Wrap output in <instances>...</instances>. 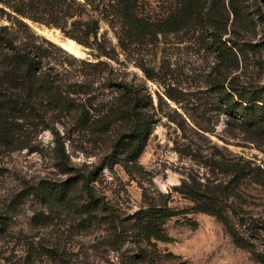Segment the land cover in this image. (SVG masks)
<instances>
[{
	"label": "trees",
	"instance_id": "trees-1",
	"mask_svg": "<svg viewBox=\"0 0 264 264\" xmlns=\"http://www.w3.org/2000/svg\"><path fill=\"white\" fill-rule=\"evenodd\" d=\"M0 12L10 21L0 26V155L40 153L37 137L49 131L57 166L67 177L59 184L33 187L41 202L70 205L81 215L103 208L112 224L106 238L114 239L113 246L128 239L137 249L129 256L121 253L118 264L171 261L174 255L156 246L157 241H169L165 224L179 213L169 205L171 193L152 196L142 187V205L118 219L91 182L104 168L118 165L140 183L144 170L139 159L161 110L145 81L163 87L161 95L156 93L159 100H182L171 78L175 53L152 60L161 45L198 57V64L204 65L195 72L203 86L199 99L209 107L204 109L223 112L233 133L238 130L244 139L264 146V0H0ZM26 20L59 28L86 47L92 59L67 54L45 38L38 40ZM100 21L107 24L116 45L106 31L100 32ZM44 44L70 61L51 63ZM128 64L137 67L145 81L136 75L129 78ZM76 140L82 144L75 147L79 152L100 154L97 166L85 171L70 161L64 142L73 148ZM202 163L222 177L183 179L174 186L172 190L190 202L183 212L213 215L235 244L247 247L232 218L249 187L264 188V161L210 153ZM7 224L0 216V236ZM54 251L40 242L29 243L22 264H37L47 255L53 261ZM252 254L261 262L258 250ZM7 260L0 258V264H12Z\"/></svg>",
	"mask_w": 264,
	"mask_h": 264
},
{
	"label": "rangeland",
	"instance_id": "rangeland-1",
	"mask_svg": "<svg viewBox=\"0 0 264 264\" xmlns=\"http://www.w3.org/2000/svg\"><path fill=\"white\" fill-rule=\"evenodd\" d=\"M26 21L38 40L45 38L62 50L45 33L46 30L73 40L55 26ZM3 25L9 26L10 21L6 14L0 12V26ZM102 31H106L112 44L116 45L113 33L105 22L100 21ZM73 42L84 52L77 58L92 59L86 47L75 40ZM43 46L51 63L70 61L58 50L45 44ZM116 50L119 51L118 48ZM164 53H175L171 59V78L177 88L176 95L182 99L178 104L165 98L164 102L159 100L156 93L160 94L163 87L150 80L145 81L141 71L133 64H128L126 69L129 78L136 75L146 82L154 103H158L157 108L161 109L158 124L139 159L144 170L140 183L132 180L116 165L101 170L91 186L99 198L112 206L118 219L132 215L142 205V187L152 196H157L158 192L171 193L169 205L179 213L165 224L169 241L156 242L163 253L174 255L171 261L183 264H264L263 187H249V194L235 205L238 215L232 220L238 233L247 241L245 248L234 243L222 223L213 215L184 213L190 202L172 190L183 179L221 178V174H211L209 166H202V162L210 159V153L242 155L260 164L264 161V146H256L244 139L238 130L233 133L223 112L204 109L209 107H203V101L199 99L203 86L195 72H199L198 67L204 65L198 64V57L190 58L184 50L179 51L173 45H161L152 57L154 63ZM118 57L124 59L122 53ZM113 65L122 67L114 62ZM192 67L193 70H190ZM261 84L264 85V78ZM56 127L61 129L58 125ZM202 127L209 131H202ZM37 142L42 147L40 153L21 150L0 155V216L8 223L7 231L0 236V258L8 259L12 264H22L28 244L39 242L55 250V256L53 261L48 255L42 256L37 264H118L121 253L127 256L134 253L137 249L128 239L113 246L114 239L106 238V231L112 224L108 223L111 216L105 214L103 208L91 215H81L70 205L43 203L33 193V187L59 184L67 177L57 166L49 131H42ZM64 143L69 159L75 166L87 171L98 165L100 154L94 156L75 149L82 145L80 141H74L73 148L67 141ZM87 149L92 151L89 146ZM116 247H119L118 250ZM253 250L261 253V262L255 259Z\"/></svg>",
	"mask_w": 264,
	"mask_h": 264
},
{
	"label": "bare ground",
	"instance_id": "bare-ground-1",
	"mask_svg": "<svg viewBox=\"0 0 264 264\" xmlns=\"http://www.w3.org/2000/svg\"><path fill=\"white\" fill-rule=\"evenodd\" d=\"M45 33L61 47H64L68 51H71L72 55H83V51L73 41L62 38L58 33H55V31L46 30Z\"/></svg>",
	"mask_w": 264,
	"mask_h": 264
},
{
	"label": "water",
	"instance_id": "water-1",
	"mask_svg": "<svg viewBox=\"0 0 264 264\" xmlns=\"http://www.w3.org/2000/svg\"><path fill=\"white\" fill-rule=\"evenodd\" d=\"M41 31V30H39ZM66 38V37H64ZM66 39H69V38H66ZM71 40V39H70ZM73 41V40H72ZM65 51H67L68 53L72 54L71 51H68L66 48L62 47ZM84 53V52H83ZM75 57H80L81 55L77 56V55H74Z\"/></svg>",
	"mask_w": 264,
	"mask_h": 264
}]
</instances>
